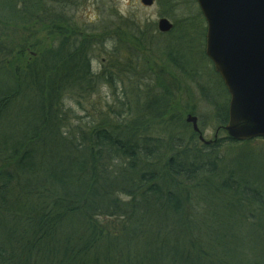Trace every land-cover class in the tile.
Returning <instances> with one entry per match:
<instances>
[{
	"label": "trees",
	"instance_id": "1",
	"mask_svg": "<svg viewBox=\"0 0 264 264\" xmlns=\"http://www.w3.org/2000/svg\"><path fill=\"white\" fill-rule=\"evenodd\" d=\"M1 5L5 39L10 24L48 21L44 0ZM18 45L0 49V264H264L258 175L217 164L219 142L202 144L192 129V145L162 146L156 103L128 121L68 129L63 92L93 80L82 48L64 39L10 69L32 49ZM227 106L214 108L220 127Z\"/></svg>",
	"mask_w": 264,
	"mask_h": 264
},
{
	"label": "rangeland",
	"instance_id": "2",
	"mask_svg": "<svg viewBox=\"0 0 264 264\" xmlns=\"http://www.w3.org/2000/svg\"><path fill=\"white\" fill-rule=\"evenodd\" d=\"M167 1L153 0L145 7L140 0H44L48 21L31 22L25 30L21 24L6 25L8 39L0 31V49L10 44L17 53L21 40L32 48L8 60L11 69L35 61L64 39L74 42L78 54L82 48L85 55L80 61L87 60L93 80L83 90L63 92L68 129L85 130L101 122L112 125L117 115L128 121L134 112L155 108L156 103L165 110L153 121L152 135L162 140V146L192 145L191 125L185 123L191 115L206 142H219L217 164L225 169L244 166L264 181V140L227 144V133L215 120L214 108H223L229 97L204 56L205 22L197 4ZM1 2L0 15L5 13ZM161 18L172 24L168 33L157 30ZM64 86L68 87L66 82ZM250 213L241 218L249 222L243 231L255 221V210Z\"/></svg>",
	"mask_w": 264,
	"mask_h": 264
},
{
	"label": "water",
	"instance_id": "3",
	"mask_svg": "<svg viewBox=\"0 0 264 264\" xmlns=\"http://www.w3.org/2000/svg\"><path fill=\"white\" fill-rule=\"evenodd\" d=\"M150 7L153 0H140ZM205 21L204 54L211 61L227 94L228 119L222 129L234 142L264 140V0H195ZM172 24L157 22L160 33ZM185 123L207 145L197 119L187 115Z\"/></svg>",
	"mask_w": 264,
	"mask_h": 264
},
{
	"label": "flooded vegetation",
	"instance_id": "4",
	"mask_svg": "<svg viewBox=\"0 0 264 264\" xmlns=\"http://www.w3.org/2000/svg\"><path fill=\"white\" fill-rule=\"evenodd\" d=\"M210 65H211V67H212V69H213V66H212V64L210 63Z\"/></svg>",
	"mask_w": 264,
	"mask_h": 264
}]
</instances>
